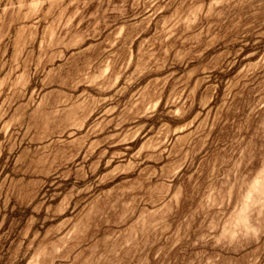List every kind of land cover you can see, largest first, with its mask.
I'll return each instance as SVG.
<instances>
[{"label":"rangeland","instance_id":"obj_1","mask_svg":"<svg viewBox=\"0 0 264 264\" xmlns=\"http://www.w3.org/2000/svg\"><path fill=\"white\" fill-rule=\"evenodd\" d=\"M0 264H264V0H0Z\"/></svg>","mask_w":264,"mask_h":264}]
</instances>
